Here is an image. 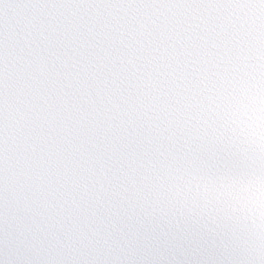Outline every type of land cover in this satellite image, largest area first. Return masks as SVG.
I'll return each instance as SVG.
<instances>
[{"label": "snow or ice", "instance_id": "obj_1", "mask_svg": "<svg viewBox=\"0 0 264 264\" xmlns=\"http://www.w3.org/2000/svg\"><path fill=\"white\" fill-rule=\"evenodd\" d=\"M0 264H264V0H0Z\"/></svg>", "mask_w": 264, "mask_h": 264}]
</instances>
